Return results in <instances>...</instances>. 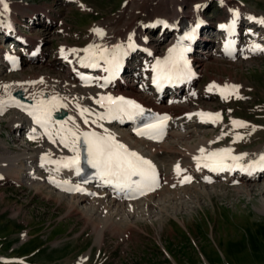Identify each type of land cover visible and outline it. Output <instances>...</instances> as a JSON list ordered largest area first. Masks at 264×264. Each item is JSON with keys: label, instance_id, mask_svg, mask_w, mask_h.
I'll return each instance as SVG.
<instances>
[{"label": "bare ground", "instance_id": "1", "mask_svg": "<svg viewBox=\"0 0 264 264\" xmlns=\"http://www.w3.org/2000/svg\"><path fill=\"white\" fill-rule=\"evenodd\" d=\"M64 1L71 3L73 0ZM179 1L177 6L172 3H167L168 5L164 7L159 6L153 17L143 20L128 17L129 10L126 9L128 12L125 20H115L108 27L102 22H96L91 25L87 34L88 42L82 45L64 43L60 45L54 59L44 60V54L48 46L47 38L39 34L30 36L23 32H16L13 25L23 23L20 16L23 13L20 14V12L24 8L31 10L27 15L29 21L33 20L34 23L45 21L48 25L55 22L60 23V20L51 13L53 6L51 7L48 3H34L31 0H4V2L10 4L11 11L0 14V34L5 35L6 42H14L13 44L19 49L12 50L5 45L6 42L3 43L0 40V74L12 66V60L16 61V65L21 71L19 73L12 72L0 78V86L9 85L8 88L0 87V114L5 110L13 111L9 126L16 133L22 130L21 135L27 137L30 146L6 147L0 144L2 147L0 152V180L28 184L37 192L45 194L46 197H52L57 202H59L57 198L62 203L68 200L65 204L69 211L67 209L66 213H81L84 215L86 217V225L92 226L97 233L96 243H101L104 234L109 230L119 231L124 234L132 232V227L138 226L135 222L136 219L146 216L147 213L155 212V210L156 212L151 214L153 215L152 218L146 217V219L156 225L154 220L160 218L158 220L164 227L163 218L167 215L173 216V213L168 208V203L167 207L165 206L167 209H164L163 203L165 202L175 200L172 206L175 210H179L181 204L184 203L185 209L191 212L195 207L201 205L202 196L218 193L228 185L233 186L237 193L248 194L256 190V188L264 186H260V182L258 183V181L264 179V170L256 166L250 172L236 167V162L231 160L227 162L232 165L230 170L214 171L211 168L204 167L203 160L200 161L198 166L195 158L201 156L200 149L204 148L206 152H210L214 149L222 148L216 145V142L226 134L224 131L215 133L216 130L214 132L200 133L201 130L199 129L205 128L204 126L206 125L211 127L221 126L225 122V118L223 122H204L200 116L194 114L201 112L219 113L222 116L220 111L201 106L191 107L189 104L182 106L180 110L174 113L172 120L169 122V134L160 143L133 137V127L125 116L111 120H100L98 118L101 114H106L107 112L106 108L101 107L97 103L101 97H118L125 94L139 96L143 93L141 92L143 90L140 88V81H138V77L141 75L139 68L145 67L146 69L147 65L166 52L163 48H159L160 46L158 47L150 42L152 38L146 37L142 33L140 34V30L154 27L158 23L162 26L161 24L166 22L167 26L172 27L174 30V39L167 48L169 50L176 44L177 35L183 27H188L190 24L195 23L203 26V29H211L209 27L210 19L216 20L217 26L227 25L231 19H235L239 28L242 22L246 21L251 24L248 30L244 33L242 32L243 36H250V43L244 47L245 59L251 56L254 45H260L261 48H264V35L258 33L259 30L264 32V24L259 22L264 19L263 12L247 8L237 0H215L213 2L215 7L213 10L211 9L212 12L206 14L205 11L209 8L212 0H204L200 5L197 4L199 8L197 5L189 7V3L187 4L186 0ZM236 12L239 13L238 16L234 15ZM118 23H121V25L113 26L114 24L118 25ZM59 28L61 31L65 30L63 26ZM94 29H103L104 35H97ZM212 29L214 30V28ZM18 35L21 36V40L17 39ZM201 39L203 42L206 40L203 36ZM206 43V45H212L208 38ZM90 44L96 46L94 50L97 51V56L94 59L90 58V54L84 51ZM116 46H120L119 50L122 55L132 51L130 58L133 56L132 58L137 61V64L131 68L125 65V73L128 71L132 72V74L127 75L131 77V83L126 78L116 75L114 76V81L108 86H96V77L106 73L102 59H99L100 50L108 49L104 55H112ZM210 47L212 48L213 46ZM207 51L209 56L218 55L217 51L210 49ZM40 58L41 61H39ZM42 61L45 66L54 67L52 69L60 73V76L44 74L41 71L26 72L22 68L24 62L34 63ZM204 62L205 60L198 53H193L191 65L199 77L204 72L203 69L205 68H202ZM58 63H60L59 66H57ZM92 63H96L98 66H85ZM75 69H78V71ZM15 75H18L17 79L14 78ZM196 80L195 78L191 81L189 89L184 91V96H187L189 101H192L193 98L197 99L199 96V91L195 86ZM19 90L23 91L24 98L16 96V92ZM203 92L202 95L212 96L215 94L213 90L209 91L208 88L204 89ZM53 96L57 97L64 106L59 107L52 113V123L48 126V131L52 133V139H49L45 128L35 123L33 116L29 115V112L32 111V106L37 104L39 100H49ZM156 101L162 103L159 99H156ZM158 107L169 111L173 105L168 106L162 103ZM85 108L89 109L91 114L86 113L81 116V111ZM69 117L72 120L68 121L67 127L76 130L78 126V130L81 132L96 131L101 134H111L116 139L124 140L129 146L143 155L144 158L150 160L163 177V182L159 189L140 199L124 201L111 197L110 191L102 187L99 180L86 184L89 190L87 193L70 191L59 187L58 183L65 182L68 186H71L78 182V172L64 169L60 164L69 155L75 153L64 147L60 143L59 137L55 134L59 128L56 121L68 120ZM85 118L89 120L88 124L84 123ZM179 118L182 119L178 120ZM93 120L96 121L95 124L91 123ZM98 125H102V127ZM247 128L248 126L236 133L235 139H237L238 135L241 136V133L245 137L248 134ZM105 129H107V133L104 132ZM1 138L0 136V141L2 140ZM53 140L56 142L53 143ZM231 146L233 149L236 148L234 145ZM236 152L238 154L246 153L244 159L238 163L247 167L251 162L259 160V157L264 154V144L254 149ZM177 163L181 164V171L179 172L176 169ZM184 178L191 179L192 184H182ZM260 190L261 192L264 191V187H261ZM59 204L63 205L60 202ZM261 206V208L258 207L259 212L264 214V198L261 201ZM201 207L203 208V206ZM158 212L160 215L157 214ZM174 217L187 225L186 221L178 215ZM165 248L167 249L166 246ZM172 257L175 259L173 255Z\"/></svg>", "mask_w": 264, "mask_h": 264}, {"label": "rangeland", "instance_id": "2", "mask_svg": "<svg viewBox=\"0 0 264 264\" xmlns=\"http://www.w3.org/2000/svg\"><path fill=\"white\" fill-rule=\"evenodd\" d=\"M31 1L50 4L53 6L52 15L60 20V23L51 25L45 21L34 23L27 16L31 10L24 8L20 12L23 13L20 15L23 23L16 24L18 32L30 36L39 34L47 38L48 46L43 58L47 60L54 59L60 45L64 43L82 45L88 42L87 34L91 25L96 22H102L108 27L115 20H125L128 12L126 9L129 10L128 17L143 20L153 17L159 6L164 7L167 3L177 6L179 0H73L71 3L64 0ZM186 1L189 7H193L204 0ZM214 1L206 9V14L212 12ZM237 1L247 8L264 13V0ZM216 23V20L210 19L211 29H204L207 32L205 39L208 38L213 47L206 48L204 40L196 51L205 60L202 66L205 68L204 72L195 85L199 96L197 99L193 98V102L183 101L171 109L177 112L182 106L189 104L191 107L201 106L220 111L225 118L223 125H206L199 129L200 133L224 131L226 134L216 145H234L238 151L254 149L264 144V55L247 59L209 56L207 50L218 52L219 48L217 42H213L217 39L212 29ZM119 25L121 23L113 26ZM60 26L65 30L61 31ZM159 28V25L148 27L139 33L152 38L150 42L167 52L174 34L168 29L169 32L160 36ZM0 40L5 43L2 34ZM5 45L10 49H19L10 41ZM129 64L135 66L137 61L134 59ZM59 65L60 63L57 66ZM22 68L26 72L41 71L60 76V73L52 69L54 67L45 66L43 61L24 62ZM20 71L21 69L4 71L0 78ZM17 77L15 75L14 78ZM127 81L131 83L130 77ZM213 84L221 88L224 85H234L238 86V90L227 99H221V92L217 89H213L215 94L212 96L202 95L204 89H209ZM146 97L154 102L153 97ZM12 115V110H5L0 114V144L6 147H29L27 137L21 135L23 131L16 133L10 128L9 120ZM233 120L245 122L248 126V134L245 137L242 136L243 133L240 134L242 139H235V134L244 127H234ZM258 183L260 186L264 185V179ZM260 188L250 194L237 193L234 187L228 185L218 193L202 196L201 205L191 212L185 209L184 203H180L179 211L172 207L175 200L165 202L164 209H167L165 206L168 203L173 216L163 218L164 227L158 220L160 218L154 220L156 225L146 219L152 218L151 214L155 210L136 219L138 226H133L132 232L124 234L109 230L104 234L102 242L96 243L97 233L92 226L86 225V217L81 213H66L67 209L69 211L65 204L68 200L62 203L57 198L63 204L60 205L51 196L46 197L28 184L0 180V254L15 259L3 262L1 255L0 264H264V214L258 209L262 207L264 191L261 192ZM157 214L160 215L159 212ZM177 215L187 225L174 217Z\"/></svg>", "mask_w": 264, "mask_h": 264}, {"label": "snow or ice", "instance_id": "3", "mask_svg": "<svg viewBox=\"0 0 264 264\" xmlns=\"http://www.w3.org/2000/svg\"><path fill=\"white\" fill-rule=\"evenodd\" d=\"M0 5H3L4 10H7L8 5L4 3V0H0ZM199 8V5H197ZM238 16L239 13H234ZM264 24V19L259 21ZM235 25L233 20L230 25H221V28H228L231 30ZM198 26V25H197ZM99 36H103L102 29H94ZM195 30L193 29V32ZM193 32H189L180 38V41L168 50V55L164 59H157L155 65L152 67V71L155 73L154 83L160 84L163 82H171L181 79H190L194 73H192L189 66V62L185 58V52L188 48L184 46L183 41L193 39ZM131 47V45H130ZM96 46L90 45L85 49V52L90 54V58L94 59L97 56V51L94 50ZM120 46H116L113 50L111 58L108 59L104 53L108 49L100 50L99 59H104L109 64L112 75H115L120 67ZM254 50L264 51L260 45H254ZM75 51V50H72ZM85 66H98L96 63ZM42 83V81H41ZM0 87L8 88L9 85H2ZM217 89L221 92L222 98L227 99L230 95H235L238 90V86L224 85L221 88L219 85L213 84L209 86V91ZM237 98H239L237 96ZM97 103L107 109L106 114H101L98 118L100 120L119 119L122 116L133 118L136 115H142L143 109L135 103V101L127 100L124 97H112L103 96ZM59 99L53 96L49 100H39L37 104L32 106V111L29 115L33 116L35 123L44 127L49 139H52V133L48 131V126L52 123V113L59 107H63ZM91 114L90 110L85 108L81 111V116L85 114ZM201 117L204 122H217L221 119L219 113H196ZM156 123H149L143 129H137L138 135H147L149 138H156L162 134L164 122L169 117H155ZM72 120L71 117L68 120H58L56 123L59 128L56 130V136L59 137L60 143L73 151L75 155L71 158H67V162L63 164L64 167H76L79 170L80 164V148L83 147L85 153V160L93 168L97 169V174L105 179L106 183H113L114 181L118 186L135 189L143 194V185L147 183L156 182L155 166L151 161L144 159L138 153L131 151L128 147L115 139L111 134H101L96 131L81 132L77 129L67 127L68 121ZM85 124L89 123V120L85 118ZM91 123L95 124L93 120ZM234 127H247V124L242 121H232ZM102 127V125H98ZM107 133V129L104 130ZM243 137L237 136V139ZM53 143L56 141L53 140ZM232 149L223 148L213 152H206L204 148L200 149L201 156L195 159L198 162V166L201 160L204 161L203 166L211 168L214 171L230 170L232 165L227 161L231 160L236 162V167L241 168L243 171H249L254 167H259L264 170V154L259 157V160L251 162L247 167L240 165L238 162L244 159V155H233ZM177 171H180L179 165H177ZM139 177V181H134L132 177ZM188 179V178H185ZM80 190V189H77Z\"/></svg>", "mask_w": 264, "mask_h": 264}, {"label": "water", "instance_id": "4", "mask_svg": "<svg viewBox=\"0 0 264 264\" xmlns=\"http://www.w3.org/2000/svg\"><path fill=\"white\" fill-rule=\"evenodd\" d=\"M17 96L22 97V92H17Z\"/></svg>", "mask_w": 264, "mask_h": 264}]
</instances>
